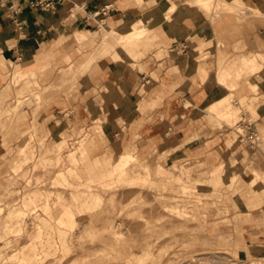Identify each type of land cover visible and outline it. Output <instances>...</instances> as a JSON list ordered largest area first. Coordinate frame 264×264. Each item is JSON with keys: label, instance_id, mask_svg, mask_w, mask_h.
<instances>
[{"label": "crops", "instance_id": "crops-1", "mask_svg": "<svg viewBox=\"0 0 264 264\" xmlns=\"http://www.w3.org/2000/svg\"><path fill=\"white\" fill-rule=\"evenodd\" d=\"M35 1L22 0L18 27L0 1V197L12 167L34 154V127L57 136L37 153L55 160L74 126L90 131L86 142L94 143L79 165L88 178L125 163L129 176L141 173L148 178L142 186L167 197L166 183L179 182L182 191L222 168L218 180L229 184L220 212L206 202L202 244L222 253L264 247V182L250 183L255 172L247 165L241 172L237 160L252 149V137L264 156V0H223L246 8L212 17L199 0H53L50 10ZM105 7L111 11L94 16ZM141 21L146 33L132 36ZM232 94L245 136L219 116L238 108ZM234 138L240 144L231 147ZM170 161L171 168L163 165ZM243 172L235 194L228 187ZM171 191L168 198L177 193ZM16 208L11 221L24 214Z\"/></svg>", "mask_w": 264, "mask_h": 264}, {"label": "rangeland", "instance_id": "rangeland-1", "mask_svg": "<svg viewBox=\"0 0 264 264\" xmlns=\"http://www.w3.org/2000/svg\"><path fill=\"white\" fill-rule=\"evenodd\" d=\"M203 6L206 11L212 12L209 2ZM145 33L141 31L137 36ZM231 101L236 105L234 94L231 95ZM233 117L228 122L229 127L242 132L243 127L238 125L242 119L239 107ZM66 130L68 141L60 158L48 160L37 153L45 151V146H54L57 136L51 137L42 127H34L28 139V147L32 148L34 154L30 153L12 167L14 176L10 179V176L5 177L7 185L0 197V234L4 236L0 239V264H21L27 255L34 257L29 264H136V260L133 263L127 260L137 257L136 254L142 252L147 243L151 244L154 257L145 264H264V247L254 246L240 251L247 257L235 261L238 252L222 253L205 249L202 244L204 238L201 236L207 227L206 202L211 201L213 208L220 212L222 208L217 201L223 197V187L229 184L223 179L218 180L223 176L222 168L203 176L192 188L189 186L182 191L179 182L166 183L167 188L162 192L170 196L171 190H176L173 199L177 200L180 210L186 213V216H182L174 210H166L162 204L164 196H157L160 192L156 188L142 186L148 181L147 177L141 173L129 176L124 169L125 163L105 176L88 178L83 175L79 165L87 160L86 150L94 145L93 142H86L91 132L78 131L74 126ZM51 138L52 141H49ZM260 142L258 147L264 152V135ZM239 144V139L234 138L231 147ZM256 145L257 139L253 141L252 149L237 157L241 172L245 165L253 173L264 172V156L255 149ZM70 151L75 153L69 154ZM81 155L82 158H79ZM67 157L70 166H67ZM174 163L170 161L163 165L171 168ZM195 169L193 178L199 175L200 168ZM152 171V178L157 183L155 185L161 187L155 167H152ZM240 174L235 175L228 187L235 194L245 175L244 172ZM134 187L140 188L133 189L136 192L128 190ZM16 207L24 211L17 222L9 218V213ZM112 225L129 237L131 247L116 245L111 251L109 246L116 243L108 228ZM57 227L67 231L64 246L57 237ZM91 228L94 229L91 231L94 237L84 240L83 236ZM47 234L55 237L48 239ZM33 246L37 247L35 252ZM106 248L113 258L100 261L102 250Z\"/></svg>", "mask_w": 264, "mask_h": 264}, {"label": "bare ground", "instance_id": "bare-ground-1", "mask_svg": "<svg viewBox=\"0 0 264 264\" xmlns=\"http://www.w3.org/2000/svg\"><path fill=\"white\" fill-rule=\"evenodd\" d=\"M207 2H209V6H210V8L212 9V12H213V14H212V12L211 11H206L205 9H204V6H203V4H205V3H207ZM198 4L200 5V7L205 11V13H206V15L207 16H213V15H215L218 11H228V10H231V11H241V10H243V9H245L246 7H243V6H241L240 4H231V3H228V2H225V1H223V0H199V2H198ZM251 12H255V11H251ZM215 13V14H214ZM222 13V12H221ZM135 30H134V33H133V35L132 36H137V34L139 33V32H141V31H147V29L144 27V26H142V21L140 22V23H137L136 25H135V28H134ZM124 39V38H123ZM231 77V75L228 77V80L229 79H231L230 78ZM236 110L237 109H231V110H228V111H226V112H224V111H220L219 112V114H220V116L221 117H223V118H227V119H233L234 117H233V115L235 114V112H236ZM242 120V119H241ZM240 120V121H241ZM240 121H239V123H240ZM239 133H241V134H243L244 136L246 135V132H245V129L243 128L242 129V132H239ZM142 179H144V178H142ZM251 182L250 183H253V184H259V183H261V182H264V174H261V173H259L258 171H255V174H254V176H252L251 177ZM180 201H182V200H180ZM178 202H177V200H175V199H173V198H168V196L166 197V196H164V199L162 200V204L166 207V210L168 209H170V210H174L176 213H178V214H180V215H182V216H186V213L184 212V211H182V210H180V208H179V204H177ZM17 209V208H16ZM15 209V210H16ZM135 210V209H134ZM132 211V210H131ZM130 211V212H131ZM139 211V210H138ZM170 212V211H169ZM14 213V212H13ZM121 213H123L122 212V210H121ZM175 213V214H176ZM10 215V214H9ZM13 215V214H12ZM18 216V215H17ZM21 216V213H20V215H19V217ZM19 217H17V219H16V222H17V220H18V218ZM183 218V217H182ZM78 225V223H76V228L78 227L77 226ZM118 227V226H117ZM58 228V235H57V237L59 238V240H60V242L62 243V245L64 246L65 245V239L67 238V231L66 230H64V229H62V228H59V227H57ZM96 228V227H95ZM109 229H110V231H112V235H113V239L114 240H116L115 242L116 243H114V244H111L109 247H110V249H111V251H112V248H113V246H116V245H120V246H125V247H131V244H130V239H129V237L128 236H125V234H123V233H121V232H119V231H117L116 229H115V226L114 225H112V226H110V227H108ZM92 230H94V229H88L87 230V232H86V234L83 236V238H84V240H85V238H88V237H90V236H92V237H94V234H91V231ZM95 234H97V233H95ZM97 236V235H96ZM47 240V239H46ZM154 241V240H153ZM152 242V241H151ZM160 242V241H159ZM108 248V247H107ZM107 248L103 251L102 250V254H101V256L99 257V259H100V261H104V260H109L110 261V259H112L113 258V255L111 254V253H109L108 251H107ZM59 249V248H58ZM109 250V249H108ZM152 248H151V244L150 243H147L146 245H145V247H144V250H142V252H140L139 254H136L137 255V257L135 256V258H130V259H128L127 260V262H129V263H131L133 260H136V264H145V262H147V260H149V259H151V258H153L152 257ZM100 251V250H99ZM57 252V249L55 250V252H54V254ZM121 252V251H120ZM118 253V252H117ZM97 254V253H96ZM119 256V255H118ZM88 259V258H87ZM240 259H241V256H239V255H237L236 256V258L234 259L235 261H240ZM152 260V259H151ZM134 262V261H133ZM132 262V263H133ZM257 263H259V261L257 262ZM260 264H261V262H260Z\"/></svg>", "mask_w": 264, "mask_h": 264}, {"label": "built area", "instance_id": "built-area-1", "mask_svg": "<svg viewBox=\"0 0 264 264\" xmlns=\"http://www.w3.org/2000/svg\"><path fill=\"white\" fill-rule=\"evenodd\" d=\"M1 1V7L6 8L9 13L12 15L13 21L16 25V27L20 26V23L18 21V15L20 14L22 10V0H0ZM33 6L40 7L44 10H50L55 8V3L53 0H36L33 2ZM111 11V8L105 7L100 11L95 12L94 16H98L101 13H108ZM252 142L254 141V138H251Z\"/></svg>", "mask_w": 264, "mask_h": 264}]
</instances>
